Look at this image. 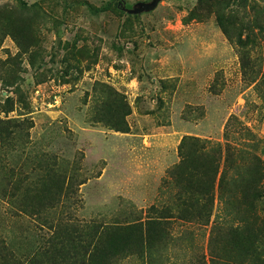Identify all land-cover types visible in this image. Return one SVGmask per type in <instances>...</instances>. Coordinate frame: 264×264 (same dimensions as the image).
Returning <instances> with one entry per match:
<instances>
[{
	"label": "rangeland",
	"instance_id": "obj_1",
	"mask_svg": "<svg viewBox=\"0 0 264 264\" xmlns=\"http://www.w3.org/2000/svg\"><path fill=\"white\" fill-rule=\"evenodd\" d=\"M111 1L121 8L97 11ZM151 2L0 0V118L27 134L0 154V232L64 240L147 220L152 206L173 204L169 171L183 138L196 137L221 146L230 181L245 169L250 216L264 234V0H246L227 29L217 15L224 2L162 0L135 12ZM54 175L55 207L18 210L33 200L27 188ZM218 183L207 224L157 222L154 234L168 239L154 257L106 264H218L210 242L227 231Z\"/></svg>",
	"mask_w": 264,
	"mask_h": 264
},
{
	"label": "trees",
	"instance_id": "obj_2",
	"mask_svg": "<svg viewBox=\"0 0 264 264\" xmlns=\"http://www.w3.org/2000/svg\"><path fill=\"white\" fill-rule=\"evenodd\" d=\"M205 1L226 4L227 14L217 12L218 21L225 29L229 23L239 21L235 16L241 8L248 7L246 0ZM113 6L121 8L120 1L108 2L97 11H107ZM256 21L254 24L258 26L259 20ZM23 126L24 123L0 118V154L8 152L6 149L18 151V148L23 146L27 135ZM180 154L179 164L169 171L170 181L177 187L176 192L171 194L173 204L163 207L152 206L151 213L155 212V216H148L147 220L138 218L124 224L115 223L102 228H99L100 225H93L86 234L66 231L63 233L64 240L54 235L50 240L40 239L38 242L30 238L21 227L11 231V235L2 227L0 264H106L115 256L127 258L133 255H144L151 259L154 257V249L163 246L168 239L166 231L158 232L159 236L154 234L155 223L162 224V221H169L171 218L194 219L204 224L210 221L217 179L218 195L224 205L223 218L226 219L227 229L224 233L219 232L221 236L219 244L216 240L210 242L211 252L219 258L217 263L264 264V234L250 216L252 212L250 204L253 202L248 204L246 200L254 197L252 192L254 190L244 188L247 179L245 169L239 164L230 181L228 169L223 168L220 171L221 146L214 144L210 149L206 141L196 137L183 138ZM56 181L58 180L55 175L45 176L43 180H38V186H42L38 190L27 188L26 191L30 193L33 191V200L28 201L24 198L18 210L23 213H42L47 207H55L56 194H53L51 189ZM233 182L236 186H232ZM15 184L18 186L20 182L17 180ZM259 191V188L255 190ZM47 221L45 220V223ZM237 233L241 239L236 238ZM225 236L228 240L223 242L226 240Z\"/></svg>",
	"mask_w": 264,
	"mask_h": 264
},
{
	"label": "water",
	"instance_id": "obj_3",
	"mask_svg": "<svg viewBox=\"0 0 264 264\" xmlns=\"http://www.w3.org/2000/svg\"><path fill=\"white\" fill-rule=\"evenodd\" d=\"M161 1L162 0H153V2L151 3H144L141 5V7L136 8L135 12L141 13V12H147V11L154 10Z\"/></svg>",
	"mask_w": 264,
	"mask_h": 264
}]
</instances>
